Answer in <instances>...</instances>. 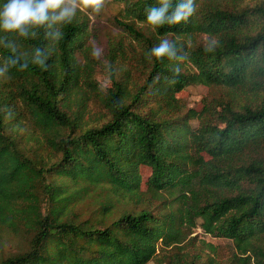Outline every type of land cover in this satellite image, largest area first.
I'll return each instance as SVG.
<instances>
[{
  "label": "trees",
  "instance_id": "1",
  "mask_svg": "<svg viewBox=\"0 0 264 264\" xmlns=\"http://www.w3.org/2000/svg\"><path fill=\"white\" fill-rule=\"evenodd\" d=\"M114 1L139 77L112 40L109 86L80 0L0 27V235L24 238L0 264H264V0H167L159 25L147 16L161 0ZM180 5L191 12L173 23ZM190 85L210 90L200 109L179 96Z\"/></svg>",
  "mask_w": 264,
  "mask_h": 264
},
{
  "label": "rangeland",
  "instance_id": "2",
  "mask_svg": "<svg viewBox=\"0 0 264 264\" xmlns=\"http://www.w3.org/2000/svg\"><path fill=\"white\" fill-rule=\"evenodd\" d=\"M71 7L74 10L77 8V4L71 2V0H65V4L61 6ZM122 8L123 4L115 2L114 0H104L103 4L96 10H84L88 14L89 24H88V40L86 45L91 47V54L96 57L102 65H99L96 69L95 79L102 86L110 85V73L111 70H108L107 66L109 61H107V54L110 50V44L113 42L117 47H120L116 53L115 65L126 67L128 70L131 69L132 76L138 78L139 76L135 73V63L129 61L131 54V46L133 45L132 39L129 38L127 32L124 31L118 24L117 20H122ZM59 12L61 9H55ZM145 23H137V26L142 28L145 26ZM200 40V39H198ZM116 42L119 44H116ZM86 57L79 55L81 63H86ZM131 62V63H130ZM88 91V87H84ZM209 88L203 85H190L182 90L179 94L181 98L189 105L196 109H200L202 106V98L209 93ZM220 92V91H218ZM87 109L93 117L95 122L100 116L102 108L98 101L94 98L89 100L87 103ZM192 125L197 126V121L192 120ZM37 146V144H36ZM44 155V153H42ZM141 172L143 179L145 180L147 175L150 173L147 167H142ZM91 202H85L80 207V212L82 213V218H87L90 214ZM189 237H194L192 240L195 244H199L200 241L210 242L213 245H218L222 256L226 254L228 250V240L222 238H215L209 235H206L200 228H194L193 232ZM24 245V238L22 232L14 231L13 229L2 228V233L0 235V258L5 257L9 253L19 250V248ZM148 264H157L155 261H150Z\"/></svg>",
  "mask_w": 264,
  "mask_h": 264
},
{
  "label": "clouds",
  "instance_id": "3",
  "mask_svg": "<svg viewBox=\"0 0 264 264\" xmlns=\"http://www.w3.org/2000/svg\"><path fill=\"white\" fill-rule=\"evenodd\" d=\"M75 2V0H71ZM104 0H80L84 7H91L93 10L98 9ZM162 7L153 8L148 16L147 22L151 25L163 24L166 13L168 12L167 0H161ZM65 4V0H7L0 8V27L6 30L22 29V26L28 24H40L47 19L48 10L61 9L56 19H61L73 13L71 7H61ZM191 12L188 5L178 6L172 14L171 22H179L183 17H186ZM170 46L165 41L154 50V55L157 57L169 53Z\"/></svg>",
  "mask_w": 264,
  "mask_h": 264
}]
</instances>
